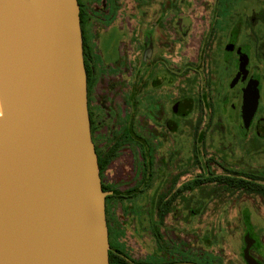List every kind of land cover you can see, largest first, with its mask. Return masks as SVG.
I'll return each mask as SVG.
<instances>
[{"label": "rangeland", "instance_id": "obj_1", "mask_svg": "<svg viewBox=\"0 0 264 264\" xmlns=\"http://www.w3.org/2000/svg\"><path fill=\"white\" fill-rule=\"evenodd\" d=\"M81 4L92 52L87 60L89 111L101 114L94 135L100 155L125 126L127 62L130 55L131 60L139 59L140 51L133 42L129 51L126 41L120 44L118 57L101 56L95 41L99 27L118 20L133 33V40L147 33L158 47L163 43L159 47L163 67L156 74L178 76L173 80L177 84L156 90L146 86L141 101L146 108L160 110L162 104L168 109L176 94L180 101L192 102L189 110L181 107L173 137L164 135L159 120L147 119L141 129L137 123L152 173L142 192L137 147L124 144L103 168L105 185L120 191L138 188L126 199L107 201L109 227L117 235L113 242L134 261L162 264L186 256H193L194 264H241L245 232L253 233L264 249V197L210 182L233 174H264V139L256 138V127L255 133L241 138L220 104L228 74L221 63V44L229 32L251 48L264 44V0H81ZM253 64L264 73V65L256 60ZM193 180L199 183L192 190L173 196Z\"/></svg>", "mask_w": 264, "mask_h": 264}, {"label": "water", "instance_id": "obj_2", "mask_svg": "<svg viewBox=\"0 0 264 264\" xmlns=\"http://www.w3.org/2000/svg\"><path fill=\"white\" fill-rule=\"evenodd\" d=\"M0 108V264H109L78 0H0Z\"/></svg>", "mask_w": 264, "mask_h": 264}, {"label": "flooded vegetation", "instance_id": "obj_3", "mask_svg": "<svg viewBox=\"0 0 264 264\" xmlns=\"http://www.w3.org/2000/svg\"><path fill=\"white\" fill-rule=\"evenodd\" d=\"M84 25H85V17L83 19L82 31L86 43L89 44L90 38L85 31ZM225 37L226 38L223 40L220 48L221 63L226 69V72L228 74L224 85L225 93L223 95L222 100L220 101L221 108L222 110L227 109V121L232 123L236 127L237 132L241 138H247V136L251 131L255 133V127H256L258 134L256 135V138L259 137V139H264V73L260 72L258 66L253 64V61L256 60L258 61L259 64L264 65V60L259 57L260 53H262L264 57V44H259L256 48H251L249 44L244 42H239L237 39V34H233L232 32H229L228 34H226ZM126 41L129 51L131 50L132 42L135 48H137L140 51L139 59L137 58V60L134 59L131 60L130 59L131 55H130L127 62L128 78H127L126 103L128 105V113L125 116V120H126L124 124L125 126L117 136L118 140H114L113 142L109 143L110 146L107 147L106 150H102L103 152L102 155H100L99 150L96 147L95 136H94L99 126L101 114L99 112L93 113L89 111L88 91H87V107H88V115L90 121L91 141L94 145V150L97 156V164L100 163L101 165V169L98 167V172L101 180L102 190L104 189L103 190L104 192L109 193L105 197V201H104L107 215L109 210L107 206V201L116 198L126 199L128 197L127 192H130L131 190L134 189L138 190V188L134 187L129 190L120 191L119 188H115L113 186L109 187L105 185L102 181L101 173L103 171V168L107 166L112 160L115 159L116 154L124 144L125 145L128 144L132 147H137L139 149V157L142 160L141 163L142 170L140 176V184L142 188L140 186L139 192H142V189L146 187L145 184H147V182H149L152 177V173L150 171L151 164L149 161V153H148L149 151L147 148L146 140H144L142 136L136 133L137 123L139 125L138 127L141 129L143 128V123H146L147 119L159 120L161 122V128L164 135L166 137L167 136L173 137L174 135L177 134L178 119L183 114L182 112H180L181 107L183 108L184 106H186L187 110H189L192 106L191 101L182 102L177 98L178 95L176 94L174 95V97L172 96L170 97L168 109L166 107L164 109V106L162 104L160 105L161 106L160 110H158V108L154 106H152L150 109L146 108V103L144 105L141 103L142 100H145L146 86L149 85V87L152 90L162 88L163 85L166 86L172 85L170 86V88H172L177 84V82H174L173 80L175 78L177 81L178 76H171L168 79L161 75L157 76L156 74L157 70L163 67V65H161L163 61L159 59V51L160 52L162 51L161 48L163 47V43L161 42L159 43V47H161L159 48L158 44L154 43L155 40L152 39L151 36L147 33H144L141 37L137 38L136 40H133V33H129V32H126ZM170 49L173 53V50L175 49L173 42L171 43ZM89 50L91 56L92 52L90 45H89ZM157 55L158 57H156ZM88 59L90 60L92 58H87L86 60ZM138 64L139 67H137ZM89 77H90V73H89ZM248 89H252L251 95H256V110L254 112L252 120L250 121L249 127L245 132V135L242 136L241 106L243 103V97H245L244 95H249L250 93ZM165 113H167L168 116H165ZM111 138H113V136ZM193 158H194V154H193ZM204 173H206L205 169H204ZM225 178L240 179L248 183L254 184V186L260 187L261 188L260 190L262 192L248 191L247 189H243V188H239L236 190L247 191L249 193H255L264 197V193H263L264 174L259 176L252 172V173H244L242 175L233 174L231 176L215 177L214 180H210V178L207 179H209L210 182H215L226 187L224 184H221L219 182L221 179H225ZM196 183L199 182H195V180L187 182V184L177 189L176 192H174L173 196L176 195L177 192L179 193L184 190L185 191L192 190L196 185ZM228 189H235V188H228ZM169 199H173V198H168L167 200ZM107 225H108L107 230H108V243H109V250H108L109 264H126V262L127 264H162L161 262L159 263L156 260H150V259L144 260L143 262H137L132 260L126 254L125 249H123L121 246L113 242L114 238L117 236L116 231L110 229L109 222ZM155 238H156V242L158 241L159 243L160 238L158 237L157 234ZM246 255L250 259L255 261L257 264H264V249L260 245L256 236H254L253 233L250 232H245L243 236L242 245L239 252L241 264H246L245 261ZM173 264H194V259L193 256H186V258L180 259L179 262Z\"/></svg>", "mask_w": 264, "mask_h": 264}, {"label": "crops", "instance_id": "obj_4", "mask_svg": "<svg viewBox=\"0 0 264 264\" xmlns=\"http://www.w3.org/2000/svg\"><path fill=\"white\" fill-rule=\"evenodd\" d=\"M119 23L120 21L117 20L112 25L99 27L96 30L97 52L105 58L118 57L120 44L124 45L126 42V28Z\"/></svg>", "mask_w": 264, "mask_h": 264}, {"label": "trees", "instance_id": "obj_5", "mask_svg": "<svg viewBox=\"0 0 264 264\" xmlns=\"http://www.w3.org/2000/svg\"><path fill=\"white\" fill-rule=\"evenodd\" d=\"M78 4H79V8H80L79 18H80V29H81V34H82V48H83L82 54H83V60H84V68H85V73H86L87 91H88L89 73L90 72H89V68H88L86 59L87 58H91V56H90L89 44L86 43L85 38L83 36V31H82V25H83V19L85 17V11L82 9L81 0H78ZM259 57L264 60V57H263L262 53L259 54ZM90 132H91V130H90ZM98 167L101 169L100 163L98 164ZM221 180L219 182L221 184H224L228 188H235V189L243 188V189H247L248 191L262 192L260 190L261 189L260 187L254 186V184L248 183V182L240 180V179L225 178V179H221ZM136 191L137 190L134 189V190H131L130 192H127L128 197H130L133 194H135ZM105 215H106V224H108L106 206H105ZM126 264H127V262H126Z\"/></svg>", "mask_w": 264, "mask_h": 264}, {"label": "bare ground", "instance_id": "obj_6", "mask_svg": "<svg viewBox=\"0 0 264 264\" xmlns=\"http://www.w3.org/2000/svg\"><path fill=\"white\" fill-rule=\"evenodd\" d=\"M0 112H1V108H0Z\"/></svg>", "mask_w": 264, "mask_h": 264}]
</instances>
